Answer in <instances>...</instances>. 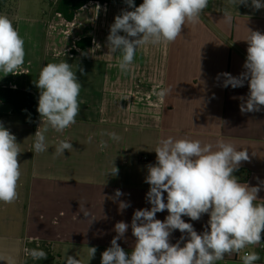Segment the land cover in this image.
<instances>
[{
	"label": "crops",
	"instance_id": "0c3cea01",
	"mask_svg": "<svg viewBox=\"0 0 264 264\" xmlns=\"http://www.w3.org/2000/svg\"><path fill=\"white\" fill-rule=\"evenodd\" d=\"M142 3L134 0L137 7ZM35 4L37 18L21 20L17 11L15 27L25 41V62L16 74L0 72V86L39 95L35 82L41 68L66 61L82 85L80 113L63 133L49 128L45 133L47 150L37 153L34 135L45 127L39 113L34 124L0 101V124L19 138V196L23 182L28 181L26 205L21 206L19 199L14 209L16 231L23 225V232L11 235L4 246L0 244V263L33 264L36 260L24 250L39 248L48 254L45 264L54 262L55 255L59 264H65L67 256L81 264H101L102 253L117 235L115 224L121 221L129 224V229L118 243L130 254L135 244L131 231L134 212L151 208L146 198L150 189L145 182L147 166L156 164L154 150L161 139L170 136L213 145L223 140L247 149L249 161H242L233 175L249 186L260 185L256 203H264V106L259 112L241 113L240 105L249 93L248 81L232 88L223 87L224 76L217 79L219 74L239 77L246 71L245 39L248 29L264 34V8L254 9L251 0L248 5L209 0L199 23L183 26L175 42L141 46L124 73L118 67L120 54L109 52L107 36L117 15L134 10L125 0L90 1L70 22ZM225 13L231 16L230 23L224 20ZM85 38L92 40L91 46L77 47ZM162 89L168 90L163 97L157 94ZM110 132L120 139H110L106 135ZM60 140L70 141L73 149L58 157L55 150ZM101 140L107 142L106 148L101 149ZM114 165L119 169L115 176L110 174ZM117 189L124 195L113 200ZM166 197L164 193L165 202ZM120 202L130 206L121 212ZM85 209L90 216L84 215ZM168 214L164 210L156 218L163 221ZM182 219L199 234L210 216L203 214L198 221L187 216ZM182 235L183 246L187 234L179 230L172 232L170 243L175 244ZM88 247L97 249L92 258ZM250 251L260 256L255 264H264L260 245L225 255L217 264H242V255Z\"/></svg>",
	"mask_w": 264,
	"mask_h": 264
},
{
	"label": "clouds",
	"instance_id": "9594fccd",
	"mask_svg": "<svg viewBox=\"0 0 264 264\" xmlns=\"http://www.w3.org/2000/svg\"><path fill=\"white\" fill-rule=\"evenodd\" d=\"M125 2L134 10H123L117 15L107 36L109 52L120 54L118 67L124 73L130 70L138 48L175 42L183 26L200 22L201 14L209 4V0H143L137 7L134 0ZM230 2L248 5L249 0ZM251 6L259 10L264 8V3L251 0ZM224 20L230 23L231 16L225 13ZM121 32L126 35L119 34ZM245 41L248 44L246 71L239 77L219 74L217 79L224 76L223 87L230 85L232 88L242 87L248 81L249 93L246 100L241 97L245 102L240 105V111L259 112L264 106V34L248 29ZM24 44L12 20L0 15V72L5 75L17 73L25 62ZM35 85L40 90L37 112L45 124L34 135L33 150L39 153L47 150L45 133L49 128L63 133L76 123L82 85L72 65L66 61L43 66ZM167 91L162 89L157 94L163 97ZM106 135L114 141L120 139L115 132ZM88 140L91 142L92 137ZM100 147L106 148L107 142L101 140ZM72 149L70 141L60 140L55 154L59 157L65 150ZM154 151L156 164L147 166L145 178L150 185L146 198L151 208L134 212L131 221L134 247L129 254L119 245L118 240L124 237L129 224L117 222L114 227L117 235L102 253L101 264H217L225 255L239 254L249 246L261 244L264 203H256L261 187L241 183L233 175L242 161H249L247 149H238L223 140L213 145L198 139L170 136L161 139ZM20 153L15 135L0 124V202L5 204L18 199V182L22 175ZM118 172L114 165L110 174L115 176ZM164 193H167V202ZM122 195L117 189L111 198L115 200ZM129 206L126 202L119 203L121 212ZM164 210L169 214L161 221L156 214ZM82 212L90 216L86 209ZM203 214H208L210 219L199 234L191 223L182 219L187 216L198 221ZM174 230L187 234L183 246L184 235L175 244L170 243ZM24 251L33 260H44L48 256L39 248H25ZM96 251V247H88L89 258L94 257ZM259 259L255 251L245 252L241 257L242 264H255ZM65 264H81V261L67 256Z\"/></svg>",
	"mask_w": 264,
	"mask_h": 264
},
{
	"label": "rangeland",
	"instance_id": "374dc122",
	"mask_svg": "<svg viewBox=\"0 0 264 264\" xmlns=\"http://www.w3.org/2000/svg\"><path fill=\"white\" fill-rule=\"evenodd\" d=\"M33 1L38 2L45 9H49V10L51 9V11L54 12V3L56 0H6L5 4L0 9V15H6L10 20H12L14 26H16V17H17L16 14H17L18 9H19L18 15L20 16L19 18L21 20L25 21L28 19V17H31V16H33V18H37L39 11L37 10V6L35 2ZM23 118L26 119L27 121L33 122L34 124L37 122L36 121L37 116L35 118H32V117H27V118L23 117ZM12 134L15 135L16 142L18 143L19 142L18 136H16V133L14 132ZM20 156L21 154H19L18 156L19 159L21 160ZM21 169H22V166H21ZM19 182L18 184H20ZM23 186H24V189L22 191V196L18 195V199L14 203L5 204L3 202H0V244H2L3 246L8 241L7 239L11 235H14V234L19 235V234H22L23 232V225H22L21 230H18V232L16 231L18 224L16 223L17 220H16V215L14 213L15 204L19 205L20 200H21V203H20L21 206L26 205V201L28 197V181L23 182ZM24 219H25V215L22 217L21 221H24ZM53 261L54 262H51V264H59V260L57 259L56 255ZM0 264H7V263L6 261L2 260ZM33 264H45V263L43 262V260H36L35 262H33Z\"/></svg>",
	"mask_w": 264,
	"mask_h": 264
},
{
	"label": "trees",
	"instance_id": "16d2710c",
	"mask_svg": "<svg viewBox=\"0 0 264 264\" xmlns=\"http://www.w3.org/2000/svg\"><path fill=\"white\" fill-rule=\"evenodd\" d=\"M90 1L110 2L112 0H56L54 12L61 14L67 21H72L77 10ZM6 0H0V9ZM92 40L85 38L77 42L79 48L91 46ZM39 95L21 89L0 86V101L12 106L13 113L22 117L37 116Z\"/></svg>",
	"mask_w": 264,
	"mask_h": 264
},
{
	"label": "built area",
	"instance_id": "2783aa9c",
	"mask_svg": "<svg viewBox=\"0 0 264 264\" xmlns=\"http://www.w3.org/2000/svg\"><path fill=\"white\" fill-rule=\"evenodd\" d=\"M260 249H261L262 251H264V244H263V243L260 244Z\"/></svg>",
	"mask_w": 264,
	"mask_h": 264
}]
</instances>
